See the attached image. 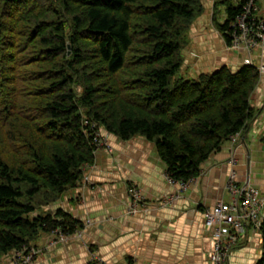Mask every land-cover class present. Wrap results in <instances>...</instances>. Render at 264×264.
I'll list each match as a JSON object with an SVG mask.
<instances>
[{"label": "trees", "instance_id": "obj_1", "mask_svg": "<svg viewBox=\"0 0 264 264\" xmlns=\"http://www.w3.org/2000/svg\"><path fill=\"white\" fill-rule=\"evenodd\" d=\"M246 2H215L228 44ZM203 12V0H0V258L81 229L71 212L48 207L95 161L85 120L124 140L146 137L184 181L247 129L256 66L180 74ZM260 232L256 264L264 221Z\"/></svg>", "mask_w": 264, "mask_h": 264}, {"label": "crops", "instance_id": "obj_2", "mask_svg": "<svg viewBox=\"0 0 264 264\" xmlns=\"http://www.w3.org/2000/svg\"><path fill=\"white\" fill-rule=\"evenodd\" d=\"M257 1L259 16L264 18V0ZM215 2L203 0L204 12L190 29L180 73L196 78L224 66L237 71L246 64L260 70L251 101L257 115L240 141L233 145L228 140L202 164L187 189L180 191L167 181V166L154 142L140 135L124 140L103 129L113 153L97 150L94 163L85 170L90 184L83 190L78 186L66 191L48 207L63 208L78 218L81 236L76 234L67 243L49 248L53 235L43 234L35 244L46 248L32 264H88L92 254L106 264H214L203 210L231 199L226 183L232 169L237 170L239 185L250 183L264 191V42L251 56L232 50L215 26ZM223 11L220 22L226 18ZM131 184L143 192L148 208L140 207L135 214L128 213L127 187ZM172 196L174 200L165 204ZM262 241L261 233L248 230L229 264H256L262 256Z\"/></svg>", "mask_w": 264, "mask_h": 264}, {"label": "built area", "instance_id": "obj_3", "mask_svg": "<svg viewBox=\"0 0 264 264\" xmlns=\"http://www.w3.org/2000/svg\"><path fill=\"white\" fill-rule=\"evenodd\" d=\"M260 6L257 0H247L242 13L231 24L229 47L237 52H242L248 56L262 45L264 42V18L259 16ZM250 62V60H247ZM264 70V66L261 67ZM88 125L87 131L92 134L93 142L96 146L95 152L99 149L112 150V145L103 128L96 121L85 120ZM242 132L232 134L229 141L235 145L241 139ZM234 163L235 160L233 159ZM92 164L84 166V171ZM167 181L178 186L181 190H186L189 182L173 177L166 172ZM90 176L84 173L83 180L79 187L85 189L90 184ZM226 189L231 199L228 201H217L213 206L206 207L203 210V221L206 229L211 236L213 247L210 252V260L214 264H229L230 257L236 249L239 239L243 237L248 230L255 233H261V227L264 221V191L256 186L245 183L239 185L237 170L232 169L229 173ZM130 196L129 214H135L140 207H146V197L140 188L131 184L127 187ZM175 196L167 197L165 204L172 202ZM89 222L88 224H90ZM79 231L70 234L55 230L52 232L53 238L48 247L55 246L59 242H68L74 235H79ZM40 246H29L22 250L15 251L11 255V264H31L44 252ZM88 264H106L101 258L92 254Z\"/></svg>", "mask_w": 264, "mask_h": 264}, {"label": "rangeland", "instance_id": "obj_4", "mask_svg": "<svg viewBox=\"0 0 264 264\" xmlns=\"http://www.w3.org/2000/svg\"><path fill=\"white\" fill-rule=\"evenodd\" d=\"M187 48V47H186ZM186 50V49H185ZM185 50H184V52H185ZM184 52H183V54H184ZM181 74V73H180ZM105 150V149H104ZM109 153H113V151H114V148L112 147V150L110 151V150H107ZM84 173H85V171H84ZM52 234V233H51ZM39 243V242H38ZM59 243H67V242H59ZM59 243H57V244H59ZM57 244H55V246L57 245ZM32 246H38L37 244H33ZM41 247V246H40ZM43 248V247H42ZM11 258V256L10 255H7V256H2L1 258H0V264H11V262H10V259ZM32 264V263H31Z\"/></svg>", "mask_w": 264, "mask_h": 264}]
</instances>
